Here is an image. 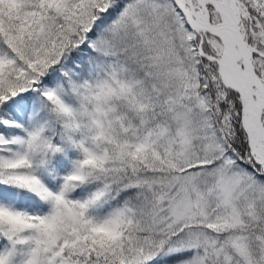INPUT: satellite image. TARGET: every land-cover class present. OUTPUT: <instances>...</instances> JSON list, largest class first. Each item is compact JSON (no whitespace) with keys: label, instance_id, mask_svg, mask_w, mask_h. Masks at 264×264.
I'll return each instance as SVG.
<instances>
[{"label":"snow or ice","instance_id":"snow-or-ice-1","mask_svg":"<svg viewBox=\"0 0 264 264\" xmlns=\"http://www.w3.org/2000/svg\"><path fill=\"white\" fill-rule=\"evenodd\" d=\"M0 264H264V0H0Z\"/></svg>","mask_w":264,"mask_h":264}]
</instances>
